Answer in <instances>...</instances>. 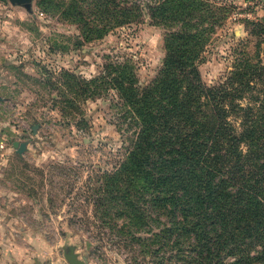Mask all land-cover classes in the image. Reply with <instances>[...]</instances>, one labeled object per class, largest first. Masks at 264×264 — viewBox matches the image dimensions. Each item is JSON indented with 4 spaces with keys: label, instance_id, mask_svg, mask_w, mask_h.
Listing matches in <instances>:
<instances>
[{
    "label": "rangeland",
    "instance_id": "1",
    "mask_svg": "<svg viewBox=\"0 0 264 264\" xmlns=\"http://www.w3.org/2000/svg\"><path fill=\"white\" fill-rule=\"evenodd\" d=\"M96 1H82L83 26L66 12L71 0H53L52 10L33 0L29 11L0 0V259L58 264L63 247L74 245L85 264H158L94 201L100 176L118 165L138 130L117 92L104 89L109 72L128 64L138 87H147L162 66L169 23L151 18L148 4L157 0H117L120 23L100 17ZM132 1L141 13L127 22ZM202 1L213 7L196 20L210 31L198 60L202 82L218 86L244 57L264 66V43L250 33L252 22L264 24V0ZM14 141H27L21 157ZM164 222L160 215L152 228ZM174 254L157 253L161 264H180Z\"/></svg>",
    "mask_w": 264,
    "mask_h": 264
},
{
    "label": "trees",
    "instance_id": "2",
    "mask_svg": "<svg viewBox=\"0 0 264 264\" xmlns=\"http://www.w3.org/2000/svg\"><path fill=\"white\" fill-rule=\"evenodd\" d=\"M82 1L71 0L66 12L85 26ZM116 1L97 0L99 16L122 22ZM44 3L57 7L53 0ZM131 5L127 22L141 13ZM148 5L152 19L169 23L162 66L144 88L128 64L109 72L104 89L117 92L138 130L118 165L100 176L96 208L104 219H120L122 235L158 264L157 253L166 247L175 249L180 264H264V66L244 57L224 82L205 85L198 60L210 31L196 20L207 19L211 4ZM252 27L264 43V24ZM160 215L165 222L157 231L152 222Z\"/></svg>",
    "mask_w": 264,
    "mask_h": 264
},
{
    "label": "water",
    "instance_id": "3",
    "mask_svg": "<svg viewBox=\"0 0 264 264\" xmlns=\"http://www.w3.org/2000/svg\"><path fill=\"white\" fill-rule=\"evenodd\" d=\"M12 5L23 6L27 11L31 9L33 0H9ZM35 130V127L33 126ZM13 146L16 147V152L21 155L23 151L26 150L27 141H14ZM63 255L69 264H85L88 263V256L83 254L82 257H79V254L76 252V247L74 245H67L63 247Z\"/></svg>",
    "mask_w": 264,
    "mask_h": 264
},
{
    "label": "crops",
    "instance_id": "4",
    "mask_svg": "<svg viewBox=\"0 0 264 264\" xmlns=\"http://www.w3.org/2000/svg\"><path fill=\"white\" fill-rule=\"evenodd\" d=\"M28 145V144H27ZM28 147H26V149H27ZM26 151V150H25ZM24 152V151H23ZM22 152V153H23ZM16 155L17 156H19V157H21V155H19L17 152H16ZM66 260V259H65ZM65 260H60L59 262H58V264H69L68 262H66ZM0 264H17V263H15V262H13V261H11L10 259H8L7 261L5 260V259H0Z\"/></svg>",
    "mask_w": 264,
    "mask_h": 264
}]
</instances>
